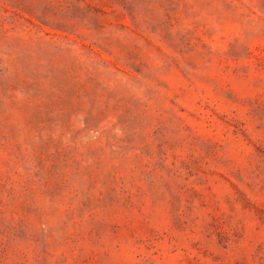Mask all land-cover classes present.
<instances>
[{"label":"rangeland","instance_id":"rangeland-1","mask_svg":"<svg viewBox=\"0 0 264 264\" xmlns=\"http://www.w3.org/2000/svg\"><path fill=\"white\" fill-rule=\"evenodd\" d=\"M0 264H264V0H0Z\"/></svg>","mask_w":264,"mask_h":264}]
</instances>
